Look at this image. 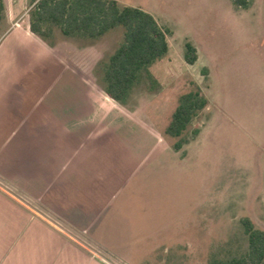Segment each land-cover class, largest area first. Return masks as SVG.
<instances>
[{"label": "rangeland", "instance_id": "374dc122", "mask_svg": "<svg viewBox=\"0 0 264 264\" xmlns=\"http://www.w3.org/2000/svg\"><path fill=\"white\" fill-rule=\"evenodd\" d=\"M23 1L13 22L0 23V61L9 49L16 108L10 122L1 117L0 136H45L43 149L72 188L44 172L31 174L25 191L70 214L79 231L127 264H208L213 255L243 253L241 218L264 230V0L246 8L232 0H119L151 13L171 34L168 52L115 101L96 65L115 50L122 28L92 44L57 27L43 38L29 30L33 0ZM186 42L197 51L192 65L184 61ZM193 83L209 104L176 151L178 138L166 127Z\"/></svg>", "mask_w": 264, "mask_h": 264}, {"label": "trees", "instance_id": "16d2710c", "mask_svg": "<svg viewBox=\"0 0 264 264\" xmlns=\"http://www.w3.org/2000/svg\"><path fill=\"white\" fill-rule=\"evenodd\" d=\"M36 1V2H35ZM28 11L29 30L48 37L52 27L67 37H78L92 44L113 28L121 27L122 37L115 50L97 63L106 82L105 95L109 100L124 99L131 86L139 82L149 65L162 58L169 50L171 31L162 27L149 12L134 6L122 5L117 0H33ZM239 8L248 7L250 0H232ZM6 19V5L0 0V23ZM197 60L195 46L185 43L184 61ZM209 100L197 84L181 94L166 127V133L178 138L173 148L178 151L188 142L184 135ZM199 132L193 129L195 136ZM247 239L243 253L221 258L211 256L208 264H264V230L256 227L249 217L240 220Z\"/></svg>", "mask_w": 264, "mask_h": 264}, {"label": "crops", "instance_id": "0c3cea01", "mask_svg": "<svg viewBox=\"0 0 264 264\" xmlns=\"http://www.w3.org/2000/svg\"><path fill=\"white\" fill-rule=\"evenodd\" d=\"M4 1L6 19L13 22L14 15L22 12L25 2ZM10 55L8 49L0 61V121L3 116L7 122L15 117L16 111L11 98L15 87L10 80ZM24 118L27 128V114ZM34 139L38 142L36 146L33 144ZM43 141L45 136H0V176L32 198L33 195L25 189L31 188L29 177L33 173L56 172L64 184L63 187L72 189L65 176L66 171L59 166L60 162L58 165L54 164L56 159L43 149ZM74 199L73 197L71 202L73 206L77 202ZM28 209L20 200L0 187V264H109L82 250L79 245L66 238L64 232ZM55 214L79 230L77 225L70 223L69 220L73 219L70 214ZM83 234L91 238L88 235L90 233ZM95 242L101 245L100 242Z\"/></svg>", "mask_w": 264, "mask_h": 264}, {"label": "water", "instance_id": "95a60500", "mask_svg": "<svg viewBox=\"0 0 264 264\" xmlns=\"http://www.w3.org/2000/svg\"><path fill=\"white\" fill-rule=\"evenodd\" d=\"M0 185L6 188L8 191H10L12 194L17 196L19 199L36 209L38 212H40L42 215L50 219L52 222L60 226L62 229L70 233L72 236L83 242L85 245L90 247L92 250L112 262L113 264H126L122 260H120L118 257L114 256L112 253L107 251L104 247L96 243L94 240L74 228L72 225L61 219L59 216H57L55 213H53L51 210L46 208L44 205H42L40 202L23 192L21 189L14 186L12 183L4 179L0 176Z\"/></svg>", "mask_w": 264, "mask_h": 264}, {"label": "built area", "instance_id": "2783aa9c", "mask_svg": "<svg viewBox=\"0 0 264 264\" xmlns=\"http://www.w3.org/2000/svg\"><path fill=\"white\" fill-rule=\"evenodd\" d=\"M11 2H14L15 0H10ZM36 2V1H35ZM35 2L32 3V5L29 7L28 11L30 10V8L35 4ZM27 11V13H28Z\"/></svg>", "mask_w": 264, "mask_h": 264}]
</instances>
